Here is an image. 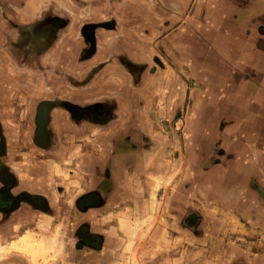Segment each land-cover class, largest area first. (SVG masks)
Instances as JSON below:
<instances>
[{
  "label": "crops",
  "instance_id": "crops-1",
  "mask_svg": "<svg viewBox=\"0 0 264 264\" xmlns=\"http://www.w3.org/2000/svg\"><path fill=\"white\" fill-rule=\"evenodd\" d=\"M53 1L64 0H0V139L6 141L0 170L9 168L13 193H22L16 209L0 212V264H45L61 237L70 238L83 221L101 236V246L87 253L96 264L180 262L183 248L191 256L204 250L205 264H264V190L256 184L264 187V157L232 156L253 171L229 169L221 179L245 182L243 189H213L205 203L194 189L181 191L183 182L197 181L195 158L183 159L184 143L211 115L199 109L205 102L199 71L229 70L219 78L223 84L239 73L241 102L255 103L243 112L262 116L264 0H113V29L93 31V49L78 21L108 17L91 19L79 10L84 18L24 46L34 36L31 22ZM201 46L211 58L206 64L197 60ZM187 101L190 121L179 125ZM67 103L95 108L74 117ZM204 141L203 151L213 143ZM253 143L264 152L260 139ZM94 193L99 205L73 207L77 197ZM27 195L43 197L47 209L31 205ZM26 227L38 233L33 246L42 240L35 248L44 244L35 262L12 246Z\"/></svg>",
  "mask_w": 264,
  "mask_h": 264
},
{
  "label": "rangeland",
  "instance_id": "rangeland-1",
  "mask_svg": "<svg viewBox=\"0 0 264 264\" xmlns=\"http://www.w3.org/2000/svg\"><path fill=\"white\" fill-rule=\"evenodd\" d=\"M70 4V7L75 11L76 15L78 14L77 11L79 10L82 13H84L85 11L86 17H89L91 19H94L101 14L102 17H108L107 19H110V21L113 20V0H71ZM80 12L78 15H80ZM183 43H185L186 47L189 49L190 44L188 37L183 40ZM196 53H198L196 55L197 60H202L204 64H206L208 60H211L206 47L201 46L200 48H197ZM228 72L229 70H223L222 68L219 73H216V71L210 73L208 69L207 71L204 70V72L199 71L198 77L202 79L203 84V86H201L200 96L205 97V102L200 104L199 109H202L203 111H209L211 115L208 118L200 119L202 123L197 124L198 132L195 134V138H192L191 141L187 139V141L184 143V146L187 149L183 152V159L188 158L190 160L191 158H195L197 167V171H195V173L197 175V181L193 183V186L191 185V183L183 182L181 185L183 189L181 188V191H189L190 189H194L196 191L198 199L204 201V203L208 199L205 196L206 192H209L213 189L215 191H223L237 187L240 189L245 188V182H239L234 178H231L232 180L221 179L222 175L227 176V174L229 173V169L232 170V175L238 174L241 169L242 173L253 171L252 169L244 167L245 162H242L243 166H238L236 159H233L232 156H237L235 157L237 159L241 157L244 161L254 158L255 155L256 158L264 157L263 151H255L252 146V144H254L253 141L257 139H260V142L264 144V133L263 135L256 133L257 130H264V102L261 106V117H258V112H256V117H253V112L252 115L249 113H244L243 109L245 108L253 110V105L255 103L250 101L248 103L246 101L241 102L242 100L240 99L244 87L242 85V81L240 80L239 82L237 80V78L240 77L238 75L239 73L237 74V76H235L236 78H234L233 81H230V84H223L222 81L219 80V78H221L220 76H227ZM261 75L262 80L264 81V55H262L261 57ZM247 76L250 75L247 74ZM189 105L190 103L189 101H187L181 119H179L180 117L177 119L179 125L181 124V120L184 123L186 120L190 121L187 115ZM239 128L240 132H233V130L238 131ZM205 137L212 139L213 143L209 144V146L206 147L207 150L203 151V143L205 142ZM211 155H213L212 158H210ZM230 158H232L231 161ZM231 162L232 165H230ZM213 165L217 167L212 168ZM209 168H212V170H209ZM188 169L189 166L184 165L185 173H187ZM261 171L264 172V165L262 166ZM172 174L173 171L169 175ZM262 183L259 182L256 184L258 187L264 190V187L260 186V184L262 185ZM182 194L185 193L183 192ZM187 194L189 196V193ZM216 200L220 201L221 198H218ZM240 200L242 201L243 199ZM232 201H238V199H232ZM168 202L169 200H167V205ZM135 220L140 221L141 219H139L137 215L135 217ZM51 233H53V231H51ZM32 235L33 237H35V235L37 234L33 233ZM11 237H13V235H11ZM31 239L33 238L29 236H23L19 239V243H16V245L12 243L13 245H11L13 247L15 246V248L17 249L21 248L28 250L29 254H33L31 256L33 257V260L35 262V253L38 252L37 254H40V250L42 249L44 244L40 243V245L38 246V248L36 247V249L35 245H37L38 241L42 240L38 239L37 243H35L33 246L30 243ZM62 249L63 247L61 246L59 249L55 248L53 252H48V254H46L45 264H57V261L54 259L58 258V256H60L62 252H66V249L65 251H63ZM86 251L89 250L86 249ZM3 254L4 253L2 252L1 257L4 256ZM182 256L183 257H181L180 262H174L167 259L165 261V264L206 263L204 260V250L197 251L196 253L195 251H193L191 256L189 250H185L183 248ZM70 264H74L73 260L70 261Z\"/></svg>",
  "mask_w": 264,
  "mask_h": 264
},
{
  "label": "flooded vegetation",
  "instance_id": "flooded-vegetation-1",
  "mask_svg": "<svg viewBox=\"0 0 264 264\" xmlns=\"http://www.w3.org/2000/svg\"><path fill=\"white\" fill-rule=\"evenodd\" d=\"M75 1V0H74ZM54 2V1H53ZM65 2V3H64ZM71 0H64L63 4L61 2H58V4H51L49 7H45L42 11L43 14H40L39 18L33 20L31 22V34L29 38L25 39L23 41V45L29 46L30 44H36L37 40L45 36H51L58 30L65 28L69 24H72L75 21H78L80 18H84L82 15L75 16L74 10H72L71 6ZM88 18V17H87ZM78 19V20H77ZM75 20V21H74ZM79 24V30L82 34V38L86 40V42L89 44L88 49H93L96 45V39L93 34V31H95L97 28H104L108 27L113 29V20L110 21V19H103L98 21H78ZM39 35V37L37 36ZM20 46V45H19ZM33 46V45H32ZM89 50V51H90ZM88 51V52H89ZM46 105V104H43ZM67 107L70 109L71 114L76 117L80 111L85 109H92L95 108L94 105H90L88 107H80L79 105L73 104V103H67ZM46 113L47 108L46 106H42L41 111L39 112L37 124L36 127L38 129L39 140L42 139L41 133L43 131L45 120H46ZM6 141L5 139H0V153L5 148ZM16 185L15 177L12 174V172L9 170V168H1L0 170V212L7 213L11 212L13 209H16L18 207L19 201H20V195L14 194L12 191V188ZM95 194V195H94ZM94 194H87L77 197L73 201V207L77 211L79 210H86L90 209L92 206L99 205L101 203V198L97 193ZM22 196V195H21ZM28 200L34 207L38 209H47L46 201L43 197H35V195H27ZM37 232V231H36ZM35 232V233H36ZM34 231H31L26 227L22 230V232L18 235V241L23 236H29L32 237V234ZM38 234V233H36ZM53 234V233H52ZM41 235V234H40ZM43 236V235H41ZM47 236L49 239L52 237L48 234L44 235ZM47 239L46 244L49 245L51 241ZM67 239V240H66ZM72 239L75 241L72 242ZM68 242L67 245H64L63 243ZM101 236L90 230L89 224L87 222H81L79 225L76 226L75 230H73L72 236L70 238H65L63 235L61 237V244L63 247V251L60 256L61 264H66L65 261H62L61 258L63 257L65 259H69L67 261V264H70V261L73 260V258H76L77 261H79L81 264H96L94 260V256H88L90 251L96 252L97 248H99L101 245ZM75 253L73 252V249ZM55 248H53L54 251ZM89 250V251H86ZM86 253V254H85ZM75 260V259H74ZM85 260V262H83ZM75 264V261H73Z\"/></svg>",
  "mask_w": 264,
  "mask_h": 264
}]
</instances>
